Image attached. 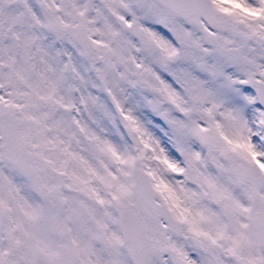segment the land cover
Here are the masks:
<instances>
[{
	"label": "snow or ice",
	"instance_id": "snow-or-ice-1",
	"mask_svg": "<svg viewBox=\"0 0 264 264\" xmlns=\"http://www.w3.org/2000/svg\"><path fill=\"white\" fill-rule=\"evenodd\" d=\"M0 264H264V0H0Z\"/></svg>",
	"mask_w": 264,
	"mask_h": 264
}]
</instances>
